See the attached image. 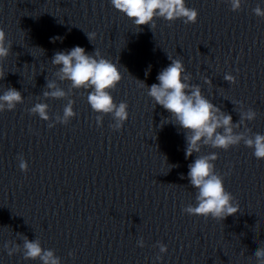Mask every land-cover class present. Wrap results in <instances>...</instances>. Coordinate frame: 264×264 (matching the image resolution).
<instances>
[{
    "label": "clouds",
    "instance_id": "clouds-1",
    "mask_svg": "<svg viewBox=\"0 0 264 264\" xmlns=\"http://www.w3.org/2000/svg\"><path fill=\"white\" fill-rule=\"evenodd\" d=\"M110 3L140 29L144 25L155 29L157 18H163L169 24L182 19L186 25L194 24L198 19V10L187 7L185 0H110ZM229 3L231 10L236 12L241 10L243 0H229ZM253 12L258 17H264V10L260 6L255 7ZM86 34L90 42L96 38L95 32ZM11 47V41H7L5 31L0 28V62L9 56ZM168 59L171 63L158 73L156 77L158 83L148 86L143 81L138 82L140 87L147 89V95L152 98L155 105L162 106L170 113L169 117L161 121V126L171 123L184 132L185 158L195 154V160L188 165L187 173L190 185L197 190L195 205L188 204L183 208V212L190 216H201L205 219L211 217L223 221L239 212V204L225 188L224 178L227 173L222 175L216 171L214 162L218 159L217 152L201 154L202 149L210 147L227 151L242 143L253 150V155L258 161L264 160V134L253 133L246 124L255 120L257 112L250 107L245 109L243 103L239 102V120L234 123L232 115L207 99L199 85L189 83L192 76L186 73L182 60L169 56ZM51 63L57 68L54 73L56 79L46 78L42 91L43 100H66L67 103L63 107V114H56L54 123L49 122V128L54 127L55 123L67 125L76 116L75 101L71 97L74 90L82 89L87 91V102L97 113V125H102L104 115L110 114L113 120L110 126L113 130L122 129L129 118V112L128 104L124 101L117 104L111 94L122 80V73L117 64L105 58L99 49L95 48L92 53H88L80 46L56 51ZM5 76L0 68V80ZM224 80L230 84L237 82L234 75L227 73ZM58 81L69 82L68 88L65 90L60 87ZM205 82L210 83L208 79H205ZM37 99L40 102L35 103L28 110L29 113L38 115L43 121H51L53 118L49 114V104L41 101L40 97ZM23 102L21 91L7 87L0 95V112L12 111ZM17 159L19 169L27 173L29 170L27 161L22 155ZM181 179H184L183 175ZM22 241V245L14 241L4 244V249L10 257L22 253L24 260H38L40 264H61V259L55 255L54 250L42 248L39 238L30 240L26 235H22ZM137 245L141 248L145 246L142 237L138 239ZM158 247L161 254L167 252V246L163 243H158ZM69 255L73 253L70 252ZM254 257L256 264H264V247H258ZM161 259L162 256L157 255L156 260Z\"/></svg>",
    "mask_w": 264,
    "mask_h": 264
}]
</instances>
